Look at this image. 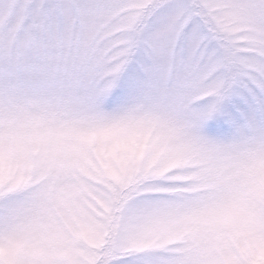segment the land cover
Here are the masks:
<instances>
[{
  "label": "snow or ice",
  "instance_id": "obj_1",
  "mask_svg": "<svg viewBox=\"0 0 264 264\" xmlns=\"http://www.w3.org/2000/svg\"><path fill=\"white\" fill-rule=\"evenodd\" d=\"M0 264H264V0H0Z\"/></svg>",
  "mask_w": 264,
  "mask_h": 264
}]
</instances>
